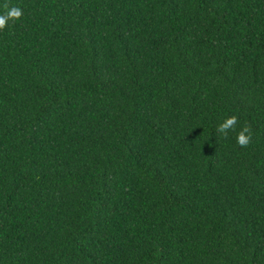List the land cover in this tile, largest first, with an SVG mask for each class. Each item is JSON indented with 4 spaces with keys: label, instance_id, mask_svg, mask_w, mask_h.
Instances as JSON below:
<instances>
[{
    "label": "trees",
    "instance_id": "16d2710c",
    "mask_svg": "<svg viewBox=\"0 0 264 264\" xmlns=\"http://www.w3.org/2000/svg\"><path fill=\"white\" fill-rule=\"evenodd\" d=\"M0 264H264V0H0Z\"/></svg>",
    "mask_w": 264,
    "mask_h": 264
}]
</instances>
